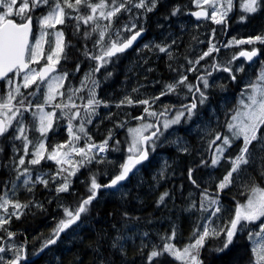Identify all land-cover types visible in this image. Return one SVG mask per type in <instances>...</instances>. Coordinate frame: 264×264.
I'll list each match as a JSON object with an SVG mask.
<instances>
[{
    "label": "trees",
    "instance_id": "16d2710c",
    "mask_svg": "<svg viewBox=\"0 0 264 264\" xmlns=\"http://www.w3.org/2000/svg\"><path fill=\"white\" fill-rule=\"evenodd\" d=\"M237 1L236 10L232 8L227 13L228 18L226 16L221 24L212 19L200 22L194 20L189 12L206 7L198 6L196 0H156V7L152 12L133 7L131 13L123 12L114 19L112 25L115 28L130 23L132 18L136 22L135 30L142 27L144 31L131 47L111 58V62L105 65V75L101 68L100 73H94L92 77L99 82V86L95 88L97 99L104 101L107 106L100 105L96 108L91 116V123L87 122L84 107L54 108L51 110L56 114L53 127L43 140L47 149L45 156L56 145H66L72 140L68 132V118L76 111L81 113V117L72 119L73 132L81 137L79 141H74L77 148L86 147L88 137L96 145L108 140L105 156L93 152L96 158L79 167L76 174L69 177L68 192L57 193L56 188L62 178L74 170L82 157L72 153L74 160L66 167L48 159L42 160L38 165L28 163L32 158L33 145L41 140V134L37 130L38 116L34 117L33 113L39 111L36 105L43 103V99L42 90L32 96L30 93L36 88H23L28 94L25 96L22 91L23 97L17 95L12 103L19 105L18 102L26 97L24 104L31 102L32 106L28 111L21 107L22 116H17L9 132L0 137V197L18 201L27 207L12 211L11 208H14L9 204L4 217L9 223L0 228V247L5 248L0 256L8 254L5 259L12 260L15 258L14 250L21 249L20 264H149L148 256L151 251H160L167 243L180 248L194 243L193 231L198 225L207 226L208 217L215 208L213 206L207 211L201 209L202 191L207 189L212 197H217V185L231 167L229 158L238 155L243 145V138H233L226 125L238 110L245 85L251 79L256 80L259 71L264 69V43L246 42L256 36L264 38V3L256 13H245L240 9L241 0ZM176 8L179 11L172 15ZM48 10V6L37 8L32 19L38 24L37 19L47 14ZM65 10L70 15L65 17L64 24L56 27L62 28L65 33L68 49L66 59L71 61L68 56L70 51H79L75 59L78 63L82 62L83 70L75 73L73 68L72 71L76 75V82L81 83L85 75L93 71L91 66L95 64L90 65V61L94 62L91 57L100 54L97 53L96 43L99 37L97 32L86 37L82 21L75 19L82 12L88 14L87 7L81 6V12L67 8ZM12 18L20 22L18 17ZM217 29L220 32L217 33ZM120 35L127 38L128 32L122 31ZM113 36L111 38L116 39ZM108 38L109 32L105 36V43ZM237 41L245 43L238 44ZM156 45H171L168 52L172 53V59H169L167 52H159ZM213 45L218 51L214 50L200 59ZM254 48L259 50L260 58L250 65L240 57V53ZM197 60L199 63H195ZM189 61L193 63L190 64ZM193 66L195 71L190 72ZM225 67H230L231 73L224 71ZM240 68H243L242 72L238 71ZM232 75L236 76L235 80L231 79ZM181 76H187L186 83L199 84L201 91L207 96L205 103L200 105L197 101L198 107L191 120L184 118L165 131L156 141L155 151L149 150L148 160L124 184L115 190L101 188L80 221L63 232L55 244L44 249L45 241L64 218L63 207H74L80 199L87 197L91 178L95 176L98 183L103 185L118 173L119 165L129 155L127 149L132 140L129 129L138 123L154 124L157 120L162 125L163 120L175 115L182 104H190L193 96H199L195 88L189 92L184 85H180L175 92L161 96L155 103L151 102L152 97L160 95L165 85L175 84ZM201 76L208 80L209 86L206 89L198 79ZM89 82L90 80L86 81L85 88L92 87V83L88 86ZM2 87L4 84L0 83V98H3L0 102L7 99V93ZM133 89L138 91L134 92ZM43 92H46L44 88ZM126 96L134 101L148 99L151 106L125 103L117 107ZM82 97H76L75 102L87 103L88 98ZM66 102L64 98H57L53 104L60 103L63 106ZM165 106H169V111L164 116L152 117L144 112V108L149 107V111L161 113ZM69 109L71 110L68 111ZM49 110L50 108H44V111L50 112ZM141 116L143 120L136 119ZM81 118H84L87 136L79 132ZM18 121L26 128L25 134L32 141L28 145L27 155L23 151V141L13 139L19 134L15 131ZM161 130L163 131L162 128ZM217 133L222 137L229 136L232 143L230 147H226L224 159L213 167L211 159L215 149L222 144V139L210 144ZM109 134L111 139H108ZM261 135H264V127L258 133V136ZM260 145V140L252 142L249 164L242 165L240 171L233 173L232 183L222 190L223 196H220L219 204L221 226L218 230L230 226L236 202L244 204L251 187H264V149ZM184 148L187 151H183ZM61 150L67 152L69 148ZM21 157L25 158L24 166L18 164ZM18 168L20 171L24 168L30 171L32 182L27 187L23 184L25 176L17 179ZM61 168L68 171L62 172L53 182L49 177L54 176ZM189 170H192L191 179L196 181L195 185L189 178ZM37 177L48 179L47 187L39 183ZM165 192L168 196L161 202L160 197ZM193 202L195 208L192 207ZM12 213L16 214L10 215ZM258 229L257 223L253 222L244 226L242 230H238L232 244L223 251L219 250L223 236L206 239L200 250V261L202 264L254 263L256 254L253 235ZM9 232L14 235L9 236ZM173 232L175 237L169 240ZM117 237L120 239L117 240ZM114 241L116 247L112 246ZM9 260L0 264H6ZM165 262L183 264V261L168 253L153 258L151 264Z\"/></svg>",
    "mask_w": 264,
    "mask_h": 264
},
{
    "label": "snow or ice",
    "instance_id": "6c2138e0",
    "mask_svg": "<svg viewBox=\"0 0 264 264\" xmlns=\"http://www.w3.org/2000/svg\"><path fill=\"white\" fill-rule=\"evenodd\" d=\"M196 3L198 6L201 5V3L208 4L213 9L210 19L217 24L224 22L228 11H230L233 6L232 0H226V3H219V0H196ZM262 3H264V0H244L241 7L248 13H256L260 9ZM218 4L219 7H217ZM43 6H48L49 10L46 15L37 19L40 31L39 36L34 37L33 19L30 13ZM81 6L87 7L90 10V13L88 15H78L75 19L77 21H83L85 25H88L90 22L95 24L96 27L93 28V31H97V29L100 28V25L97 23V13L100 19L109 21L108 24L103 26V30L99 31V39L96 41L100 47V54L91 57V59L98 61L99 64L93 69L92 73L86 74L84 80L81 81V88L86 86V81L91 80L92 83V87L88 90L89 98L87 99V103L83 105L85 116L88 118L87 122L91 123V116L96 112V108L101 104L107 106L104 101L97 99L95 88L99 86V82L92 79L94 73L99 72L102 67L111 62L112 57L117 56L119 53H123L126 49L131 47L133 42L137 40L144 29L141 27L139 30H135V23H131L130 27L124 25L122 30L132 33L129 37L122 38L120 30H117L114 33L116 39H112L111 35H109L108 41L105 43L104 38L106 33L111 30L114 18H116L121 12L131 13L133 7L137 9H145L146 12H152L156 7V0H138L136 3H133V0H98L97 3H92L91 0H51V3L50 0H0V79H7V86L9 89H12L13 79L9 78V73H14L16 76L23 73L22 86L24 88L36 85L35 91L30 93L32 96L39 93L42 85L46 87L43 103H38L36 108L39 111L33 113L34 117L38 116L39 127L37 130L41 134V140L33 145L34 151L32 152V158L28 163L30 165H38L42 160L48 159L55 161L58 165H71L72 161L70 156L72 153H76L82 157L81 161L77 162L74 170L69 171L68 176L62 178V182L56 188L57 193L68 192L70 187L69 177L74 176L79 167L84 166L86 163H91L96 158L93 154V149H97L99 152H104L106 151V145L108 143V140L106 139L101 144L96 145L95 143H92L91 138L88 137L89 142L86 144V147L77 148L74 141H79L81 137L73 132L72 119L75 117H81V113L76 111L68 118V132L72 136V140L68 141L66 145H56L47 153V156H45L47 149L43 140L46 138V134L52 129L53 120L56 114L55 111L45 112L44 107L46 105H52L57 96L63 97L65 95L60 89L63 87L64 81L68 76L67 72H57V65H59L62 54L65 52V43L63 40L64 34L62 31H57L54 34V41H48L46 40V37L49 33L46 29H51L56 25L65 23V17L70 15L69 13H66V8L74 9L79 12ZM220 9H223V11H220ZM178 11L179 8L174 9L172 15H176ZM193 15L209 18L207 11L196 12L193 13ZM13 16L18 17L20 22L13 19ZM77 28H79V24L77 25ZM85 35L86 37L90 36V33H86ZM257 41L264 43V38L256 36L254 39H249L246 42L252 44ZM173 43H175V41H173ZM237 43H245V41H237ZM45 44L48 45L47 54H45ZM145 47L148 46L145 45ZM169 47H171V45H156L159 52H167L169 59H172V53L168 52ZM214 50L218 51V49H215L214 45L209 47L208 51L204 52L200 59H204V57L208 56ZM258 52L259 50L254 48L252 51L241 52L240 55L251 61L253 57L258 55ZM63 58L66 59L67 57L64 56ZM41 59H43L45 63L39 69L30 67L31 64L39 63ZM189 63L191 64L193 62L189 61ZM195 63H199V60L195 61ZM216 67H218V65ZM223 70L229 73L232 71L230 67H225ZM77 71H79V67H77ZM190 71H195V69L192 68ZM238 71L242 72L243 68L238 69ZM187 79V76H181L175 84L165 85V88L161 91L160 95L152 97L151 102L155 103V101L159 100L161 96L175 92L180 85H184L189 92H192L193 88H195L196 92L199 93V96H193V101L190 104H182L176 111L174 117L172 119H164L162 125L160 121L157 120L154 124L142 123L139 127L129 129V132L132 134L131 144L127 149L129 155L126 161L119 165L118 173L111 178L109 183L103 185L98 183L95 176L91 178L90 187L88 189L89 194L87 197L80 199L74 207H63L64 218L61 219L53 229L50 237L43 245L44 248L55 244L60 238L61 233L65 232L72 225L80 221L82 214H85L88 211L89 206L92 201L96 199L101 188L117 187L121 182L127 180L129 175L133 173L134 169L148 159L149 150L151 149V151H155L156 141L164 135L165 131H167L172 125L179 124L184 118L187 120L192 119V116L195 114V110L198 107V103L203 105L207 100V96L204 91H201L199 84L193 85L191 83H186ZM198 79L203 83L205 89L208 88L209 83L206 78L201 76ZM231 79L235 80L236 76L232 75ZM20 87V85H17L14 90L8 91L7 99L0 102V137L5 136L9 132L10 128L13 126L12 122L17 116H22L21 107H23L25 111L31 109V102H29L28 105L24 104V99H26V97L18 102L21 107L13 105L12 101L16 95L23 97V93L20 92ZM69 91L71 93L68 96L69 103L64 104L63 106L60 103H57L54 105L55 108H69V106L71 108H77V105L72 100V96L75 95L79 89H70ZM133 91L136 92L138 89H133ZM241 96L242 98L239 102L240 109L235 111L231 117V121L227 123L226 127L229 132H231L233 138H243V145L240 148L238 155L234 158H229L228 162L231 167L217 185L219 190L225 189L232 183L233 173L240 171L242 165L249 164V157L251 156L250 145L253 141L260 140V146L264 149V135L258 136L261 128L264 127V69L261 70L255 81L250 82L246 88L242 90ZM2 99L3 98H0V100ZM125 103L129 105L139 103L149 107L151 106L148 99L134 101L130 96H126L119 104H117V107ZM149 107H145L144 112L152 117H157L158 115L164 116L169 111V106H165L164 111L161 113L149 111ZM8 113H11V115H8ZM136 119L143 120L144 118L141 116L136 117ZM15 131L19 134L14 136L13 139L23 141V151L25 155H27L28 145L32 144V141H30L25 134L26 128L21 126V122L18 121V126L15 128ZM79 132L87 136L84 127V118H81ZM145 133L148 134L146 135ZM108 139H111V134H109ZM221 139L222 144L215 149V154L211 159V166L213 167L219 165L221 160L224 159L226 147H230L232 143L229 136L224 135L222 137L220 133H217L215 139L210 141V144H215L217 140ZM65 147H68L69 151L62 152L61 149H64ZM182 150L187 151V148ZM18 164L24 166L25 158L21 157ZM65 171H68V169L61 168L54 176H50L49 178L55 182L56 177L60 176L61 173ZM17 172V179H19L20 176L26 177L23 180V184L27 187L29 183L32 182L29 169L24 168L23 171H20L18 168ZM262 175H264V173H262ZM191 177L192 170H189V178L191 179ZM37 181L44 184L45 187H47L49 182L48 179H44L43 177H37ZM191 182L194 185L196 184L194 179H191ZM197 187H199V185H197ZM6 196L7 193H5V197ZM167 196V192L163 193L160 197V201L163 202ZM9 204L17 210L27 207V205H22L18 201L13 203L11 200L0 197V209L7 212L6 206ZM213 205L215 206V209L212 212V215H215L221 211L219 200L213 198L208 193L207 189H204L202 191L200 202L201 209L207 211L208 208ZM195 206V202H193L192 207L195 208ZM15 214L16 213H12L10 215ZM262 218H264V188L253 186L250 189V195L248 196L246 203L239 204L236 207L234 217L230 220V226L226 229L218 230L217 228L212 227L211 221H209V226L198 225L192 234L193 237H195L194 243H190L184 247L182 251L177 249L172 243H167L162 247V250L151 251L148 256L149 264H151L153 258L160 257L165 253L171 254L176 259L183 261V264H202L199 259V254L200 250L204 247L206 239L223 236L224 239L221 241V248L219 249L220 251H223L232 244L237 231L242 230L244 226L242 222L251 223L262 221ZM7 223H9V220L0 218V228H3ZM238 226H240L239 229ZM261 234H264V221L260 224L257 235ZM8 235L13 236L14 233L9 232ZM174 237L175 232H173L172 236L168 239L170 240ZM119 239L120 238L117 237V240ZM112 246H117L115 241ZM20 251V249H15V258L7 261L6 264H20ZM254 251H256L258 257V264H264V245H261L258 250L254 249ZM4 252L5 248L0 247V253ZM3 260L4 257L0 256V261Z\"/></svg>",
    "mask_w": 264,
    "mask_h": 264
},
{
    "label": "rangeland",
    "instance_id": "374dc122",
    "mask_svg": "<svg viewBox=\"0 0 264 264\" xmlns=\"http://www.w3.org/2000/svg\"><path fill=\"white\" fill-rule=\"evenodd\" d=\"M233 1L234 0H232V3H233ZM91 2L92 3H97L98 2V0H91ZM244 2V0H241V2L239 3V5H240V9H242L243 10V12H245V13H248V12H246V11H244V9L241 7V5H242V3ZM134 3V2H133ZM219 3H226V0H219ZM200 6H206V8L207 9H210L211 10V12L213 11V9L208 5V4H203V3H201V5ZM217 7H219V4L217 5ZM39 9V8H38ZM133 9V8H132ZM232 9V8H231ZM89 11V13H90V10H88ZM132 11V10H131ZM220 11H223V9H220ZM35 11H33V12H31L30 13V15L31 16H33V13H34ZM79 12H81L80 10H79ZM229 12V11H228ZM88 13V14H89ZM87 13H85L84 14V12H82L81 13V15H88ZM120 14H123V12H121ZM120 14H118V16L120 15ZM212 14V13H211ZM46 15V14H45ZM97 17H98V20H97V23L100 25V28L99 29H97V31H93V28L94 27H96V25L95 24H93L92 22H90L88 25H85L84 23H83V21H82V23H83V30H84V33L86 34V33H90V34H93V33H95V32H97V33H99V31L100 30H103V26L104 25H106V24H108L109 23V21H106V20H103V19H100L99 18V16H98V13H97ZM218 18H219V15H218ZM115 19V18H114ZM114 21V20H113ZM132 22H134L135 24H136V22L135 21H133V19L131 18V21H130V23H127V24H123L122 26H121V28H115L114 27V25H111V30L109 31V35L111 34V36L112 37H114L113 35H114V33L117 31V30H120V33L123 31L122 29H123V26L124 25H128L129 27L131 26V23ZM57 26V25H56ZM54 27V28H51V29H46V31L49 33V35L46 37V40H48V41H54V39H55V36H54V34L57 32V31H61L60 29H58L57 27ZM39 31H40V27H39V30H38V33L36 34V36L35 37H38L39 36ZM135 31V30H134ZM132 33H130V32H128V37L131 35ZM106 35H107V33H106ZM105 35V36H106ZM91 36V35H90ZM138 39V38H137ZM63 40H64V36H63ZM135 42V41H134ZM134 42H133V44H134ZM132 44V45H133ZM238 44H242V43H238ZM47 47H48V45L47 44H45V54H47ZM242 51V50H241ZM62 58H63V56H62ZM62 58H61V60H62ZM42 60V59H41ZM40 60V61H41ZM39 61V62H40ZM37 64V63H36ZM36 64H35V66H34V68H36ZM37 69V68H36ZM261 72V70L259 71V73ZM21 80L19 79V77L18 76H15V78L13 79V85H12V89H9V87L7 86V88H6V90H7V93H8V91H10V90H14L15 89V87L17 86V85H20L21 87H20V92H22L23 91V74L21 75ZM248 81H250V79H248ZM253 81H255V80H252L251 79V81L250 82H253ZM249 82V83H250ZM86 83V82H85ZM248 83V84H249ZM247 84V85H248ZM247 85H245V88H246V86ZM45 91H46V87H45ZM17 96V95H16ZM15 96V97H16ZM21 97V96H20ZM241 98H242V96H241ZM15 99V98H14ZM14 101V100H13ZM16 107H21L20 105H15ZM238 109H240V104H239V107H238ZM242 110V109H241ZM45 112H48V111H45ZM8 115H11V113H8ZM174 117V115L173 116H171L169 119H172ZM4 118H6V117H4ZM15 120H13V122H14ZM13 122H12V124H13ZM141 125V123H138L137 125H135L133 128H136V127H139ZM11 129V128H10ZM145 134H147V133H145ZM242 138V137H241ZM131 139H132V134H131ZM107 146V145H106ZM108 147V146H107ZM108 150V149H107ZM106 150V151H107ZM34 151V150H33ZM62 152H64L63 150H61ZM93 152L96 154V155H101V156H105L104 154H101V153H99V151L97 150V149H93ZM32 157V156H31ZM31 159V158H30ZM70 159H71V161H73L74 160V157L72 156V154H71V156H70ZM66 165H69V164H63L62 166H64V167H66ZM260 187V186H259ZM261 188H264V187H261ZM217 197H213V198H216V199H218L219 200V204H220V196H223V192H222V190H219L218 189V191H217ZM249 195H250V193H249ZM248 195V196H249ZM248 198V197H247ZM247 198L245 199V202L244 203H246V200H247ZM13 203H15V201L13 200L12 201ZM237 203V202H236ZM238 204V203H237ZM214 206V205H213ZM213 206H210L208 209H211ZM7 207V211H8V209H9V207H10V205H7L6 206ZM221 207V206H220ZM215 209V208H214ZM11 210L12 211H15L16 209H12L11 208ZM214 211V210H213ZM212 211V212H213ZM212 212H211V216L209 215V217H208V220H207V222H206V225L207 226H209V221H211V226L212 227H215V228H218V227H220L221 226V212H219V213H216L215 215H212ZM6 214H7V212H5L3 209H0V218H3L4 219V217L6 216ZM233 217H234V215H233ZM262 221H264V218H262ZM262 221H255V222H253V223H257V225H258V227L260 226V224L262 223ZM242 224H244V226L245 227H247L248 226V224L249 223H246V222H242ZM243 226V227H244ZM240 227V226H239ZM259 232V229H258V231H256V233L253 235L254 236V241H255V249H259L260 247H261V245H264V234H261V235H257V233ZM175 246V245H174ZM177 249H180L181 251L183 250V248H180V247H177V246H175ZM21 250V249H20ZM255 254H256V251H255ZM7 255L8 254H6L5 256H3V255H1V256H3L4 257V260L3 261H0V263L2 262H5L6 260H9V259H5L6 257H7ZM175 258V257H174ZM12 259H14V257L12 258ZM169 262H165L164 264H168ZM252 264H258V257H257V254H256V258H255V262L254 263H252Z\"/></svg>",
    "mask_w": 264,
    "mask_h": 264
},
{
    "label": "flooded vegetation",
    "instance_id": "af4514ba",
    "mask_svg": "<svg viewBox=\"0 0 264 264\" xmlns=\"http://www.w3.org/2000/svg\"><path fill=\"white\" fill-rule=\"evenodd\" d=\"M237 2H238L237 0H234L233 1V6H232L233 10H236V8H237ZM204 8H206V7H204ZM208 10L210 11V9H208ZM228 16L226 18H228ZM33 22H34V25H35V33H34V37H35L36 34H37V31L39 30V25L34 20H33ZM58 29H60L63 32V34H64L65 52H64V54H62V56L63 57L66 56L67 57V51H68V49H67V44H66V40H65V33H64V30L62 28H58ZM218 32H220V29H217V33ZM98 37H99V33H98ZM104 41H105V38H104ZM99 52H100V47L98 45L97 53H99ZM78 53H79V51H77V50H75V52H71L70 51V53H68V56H69V58H70L71 61H69L68 59L62 58V60L60 61L59 65H57V67H58L57 72L58 73L59 72H67L68 73V76H67V79L64 81L63 87L60 89V91L64 92L65 95L63 97L57 96L56 99L57 98H60V99L61 98H64V99H66L67 102L66 103H63V105L64 104H68L69 103L68 96L71 94L69 90L70 89H79V91L75 95L72 96V100L77 105V107H83V105H85L86 103H76L75 102V100H76L75 98L76 97H80V96H83L82 98H89V91H88L89 89L88 88H85L86 86L83 87V88H81V83L76 82V75L72 71L73 68H75V71H74L75 73H80V71L83 70L81 68L82 67V62L78 63L76 61V59H75L76 56L78 55ZM44 63H45V61L42 59L39 63L36 64V68L39 69ZM93 64H95V65L94 66H91V69H94L95 67H97L98 64H99V62L96 61V60H94V62L93 61H90V65H93ZM250 65H252V64H250ZM34 66H35V64H31L30 65L31 68H34ZM195 66H193L192 68H195ZM77 67H79V71H77ZM102 68L104 69V75H105V66L102 67ZM99 73H100V71L99 72H96L95 74L98 75ZM22 74L23 73H21L18 76L20 80L22 78L21 77ZM15 76L16 75L14 73H12V74L9 75V78L14 79ZM0 83L4 84V87H2V88H3L4 92L7 93V90H6V88H7V79H5V81L0 82ZM90 84H91V80L88 83V86H90ZM31 87L35 89L36 88V85H32ZM43 88L45 90V86L44 85H42L41 88H40V90H42L41 99H44ZM103 89H105V88H103ZM23 93H24L25 96L28 94L27 92H24V91H23ZM103 96H105V92H103ZM54 105L55 104L46 105L45 107L50 108L49 111H51V110H53L55 108ZM101 105H104V104H101ZM70 110L71 109H69L68 111H70ZM238 205H239V203L238 204L236 203V207ZM238 228H239V226H238Z\"/></svg>",
    "mask_w": 264,
    "mask_h": 264
},
{
    "label": "water",
    "instance_id": "95a60500",
    "mask_svg": "<svg viewBox=\"0 0 264 264\" xmlns=\"http://www.w3.org/2000/svg\"><path fill=\"white\" fill-rule=\"evenodd\" d=\"M201 11H207L208 12V17L209 18H205L204 16H201V17H197V16H195V15H193V13H196V12H201ZM189 14L193 17V19L194 20H196V21H198V22H200V21H205V20H209L210 19V16H211V13H210V11L208 10V9H206V8H203V7H200V8H197V9H195V10H192V11H190L189 12ZM34 32H35V25H34V22H33V34H34ZM141 35H143V33L141 34ZM140 35V36H141ZM246 51H252V50H247V49H245V50H243L242 52H246ZM240 57L242 58V59H244L248 64H253L255 61H257L259 58H260V53L258 52V55L256 56V57H253V59L251 60V61H249V60H247V58L246 57H244V56H241L240 55ZM57 69H58V67H57ZM10 74H12V73H9V75ZM3 81H5V79H0V82H3ZM148 134V133H147ZM146 134V135H147ZM150 156V155H149ZM149 158V157H148ZM148 160V159H147ZM145 161H143L140 165H138L137 166V168L136 169H134V171H133V173L144 163ZM133 173H131L130 175H129V177L133 174ZM128 177V178H129ZM128 180V179H127ZM127 180H125V181H123V182H121V184L120 185H122V184H124ZM120 185H118L117 187H113V188H104V189H106V190H115L116 188H118ZM79 222V221H78ZM77 222V223H78ZM75 225V224H74ZM73 226V225H72ZM62 234V233H61ZM60 234V235H61ZM50 246V245H49ZM48 246V247H49ZM47 248V247H46ZM46 248H44V249H46Z\"/></svg>",
    "mask_w": 264,
    "mask_h": 264
},
{
    "label": "built area",
    "instance_id": "2783aa9c",
    "mask_svg": "<svg viewBox=\"0 0 264 264\" xmlns=\"http://www.w3.org/2000/svg\"><path fill=\"white\" fill-rule=\"evenodd\" d=\"M106 149H107V146H106ZM105 152H106V151H104V152H99V153H101V154H105Z\"/></svg>",
    "mask_w": 264,
    "mask_h": 264
},
{
    "label": "bare ground",
    "instance_id": "6f19581e",
    "mask_svg": "<svg viewBox=\"0 0 264 264\" xmlns=\"http://www.w3.org/2000/svg\"><path fill=\"white\" fill-rule=\"evenodd\" d=\"M182 53V52H181Z\"/></svg>",
    "mask_w": 264,
    "mask_h": 264
}]
</instances>
